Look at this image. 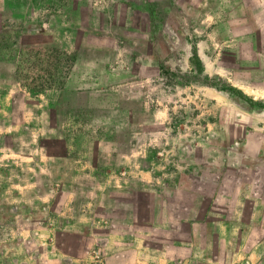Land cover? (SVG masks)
Masks as SVG:
<instances>
[{"label":"rangeland","instance_id":"374dc122","mask_svg":"<svg viewBox=\"0 0 264 264\" xmlns=\"http://www.w3.org/2000/svg\"><path fill=\"white\" fill-rule=\"evenodd\" d=\"M18 43L38 104L18 130L23 92L0 98V264H124L139 247L159 264L175 240L264 264L219 223L222 194L264 191V0H0L1 49Z\"/></svg>","mask_w":264,"mask_h":264},{"label":"crops","instance_id":"0c3cea01","mask_svg":"<svg viewBox=\"0 0 264 264\" xmlns=\"http://www.w3.org/2000/svg\"><path fill=\"white\" fill-rule=\"evenodd\" d=\"M160 3H169L173 0H158ZM177 1V0H174ZM36 30V29H35ZM21 39L19 42L21 43ZM18 43L17 47H20L19 50H17V58L14 56L13 59H11V56L5 55L6 53L3 52L0 45V62H14V71H17V89L11 90V92L8 91H1L0 92V98L3 100L4 98L11 99L13 101L14 99V93L17 90V93L19 91L23 92V113L19 116H17V129L22 130L25 126L29 116H31L32 112L29 111L30 102H35L34 104H38L36 101H30L28 99V95L31 93L29 84H27L25 81H23L21 78H19L18 73L20 72V63H21V44ZM42 89H44V92L41 93V95L46 94L49 96L52 91L56 92L57 86L56 84L51 85H40ZM54 94V93H53ZM54 102L48 101L47 104L52 105ZM46 105V104H45ZM122 183V182H121ZM123 184V183H122ZM254 189L258 187V185L253 184L252 185ZM222 198L227 201V203L223 206V212L219 215V223L221 226V230L223 233H229V234H236L238 236L237 240L238 246L243 247H249L253 248L257 246L258 248H264V191L262 190H254L253 192H242L238 191V193H224L222 194ZM231 200H237L241 203H249L250 207H242L239 205L237 207L236 205H230ZM231 207H237V208H231ZM202 220L205 222H209V215L206 214ZM206 232H208V229H205ZM253 232L256 233L253 237H247V233ZM241 236H244L242 238ZM184 243L175 240L171 247V250L173 252L172 255L167 253L166 255H162L160 257L159 264H198L204 261V263L211 264V263H220L223 262V257H214L209 255L211 253L210 247H212L211 244L202 245L197 243L196 240L193 242L191 241V245H196L199 248L203 247V254L200 255V257H192L187 255H181L183 245ZM111 245V243H110ZM142 247H139L136 251L131 253L125 260H123L124 264L128 263H137V264H144L148 260L145 259L144 255L140 253ZM179 254V256H183L184 258L176 256ZM234 261H240L241 257L244 256L248 262H251L253 264H259L260 257L263 256L259 253L257 250H253L252 252H240L236 253ZM19 262H17L18 264Z\"/></svg>","mask_w":264,"mask_h":264}]
</instances>
